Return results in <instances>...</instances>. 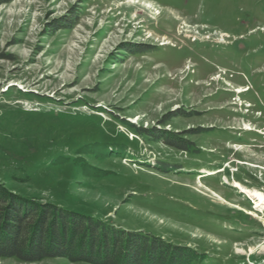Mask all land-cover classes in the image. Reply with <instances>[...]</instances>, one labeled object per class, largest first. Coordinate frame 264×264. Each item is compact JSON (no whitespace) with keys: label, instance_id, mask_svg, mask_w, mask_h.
Masks as SVG:
<instances>
[{"label":"rangeland","instance_id":"obj_1","mask_svg":"<svg viewBox=\"0 0 264 264\" xmlns=\"http://www.w3.org/2000/svg\"><path fill=\"white\" fill-rule=\"evenodd\" d=\"M0 184L193 264H264V0L1 5Z\"/></svg>","mask_w":264,"mask_h":264},{"label":"trees","instance_id":"obj_2","mask_svg":"<svg viewBox=\"0 0 264 264\" xmlns=\"http://www.w3.org/2000/svg\"><path fill=\"white\" fill-rule=\"evenodd\" d=\"M11 1L0 0V6ZM159 139L183 151L194 147L179 135L164 133ZM0 258L25 263L68 259L88 264H193L202 261L201 255L187 247L172 245L143 232L124 230L80 211L40 203L1 184Z\"/></svg>","mask_w":264,"mask_h":264},{"label":"bare ground","instance_id":"obj_3","mask_svg":"<svg viewBox=\"0 0 264 264\" xmlns=\"http://www.w3.org/2000/svg\"><path fill=\"white\" fill-rule=\"evenodd\" d=\"M135 2V0H129V3H134ZM223 40V39H222Z\"/></svg>","mask_w":264,"mask_h":264}]
</instances>
